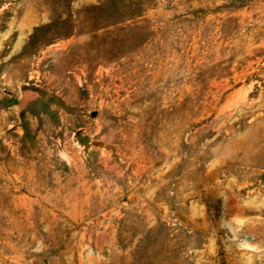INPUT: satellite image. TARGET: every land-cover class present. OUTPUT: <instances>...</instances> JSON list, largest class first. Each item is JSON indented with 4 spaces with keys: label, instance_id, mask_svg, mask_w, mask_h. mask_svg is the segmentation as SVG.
Masks as SVG:
<instances>
[{
    "label": "rangeland",
    "instance_id": "obj_1",
    "mask_svg": "<svg viewBox=\"0 0 264 264\" xmlns=\"http://www.w3.org/2000/svg\"><path fill=\"white\" fill-rule=\"evenodd\" d=\"M0 264H264V0H0Z\"/></svg>",
    "mask_w": 264,
    "mask_h": 264
}]
</instances>
